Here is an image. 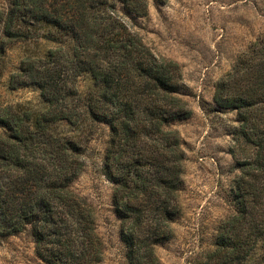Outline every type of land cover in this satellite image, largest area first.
Segmentation results:
<instances>
[{
	"label": "trees",
	"instance_id": "16d2710c",
	"mask_svg": "<svg viewBox=\"0 0 264 264\" xmlns=\"http://www.w3.org/2000/svg\"><path fill=\"white\" fill-rule=\"evenodd\" d=\"M165 3L168 0H158ZM119 8L148 14V0H9L0 7V71L7 49L35 37L56 42L25 57L8 85L39 90L45 107L0 104V238L29 231L49 264H98L104 243L93 206L71 189L84 142L109 128L103 174L113 182L128 264H161L173 236L187 152L170 124L192 116L174 60L160 59L121 22ZM93 85L81 91L79 81ZM220 106L237 110L253 156L238 161L234 212L205 264L264 263V35L218 81Z\"/></svg>",
	"mask_w": 264,
	"mask_h": 264
},
{
	"label": "rangeland",
	"instance_id": "374dc122",
	"mask_svg": "<svg viewBox=\"0 0 264 264\" xmlns=\"http://www.w3.org/2000/svg\"><path fill=\"white\" fill-rule=\"evenodd\" d=\"M8 1L0 0V7ZM119 16L157 57L179 64L184 87L178 95L193 111L190 118L170 124L187 152L184 185L179 192L181 209L172 221L173 236L156 246V255L161 264H205L222 222L235 210L231 186L239 173L238 161L256 151L241 134L237 110L215 101L216 86L264 35V0H148L147 15L119 8ZM55 46L54 41L35 37L7 49L0 71V104L45 107L39 90L12 89L8 79L25 57L44 55ZM92 85L90 76L79 81L81 91ZM108 137L109 128L99 124L84 142L86 164L71 189L95 209L96 230L104 243L98 264H128L113 205L114 184L102 171ZM0 264L49 263L37 255L33 236L24 231L0 238Z\"/></svg>",
	"mask_w": 264,
	"mask_h": 264
}]
</instances>
